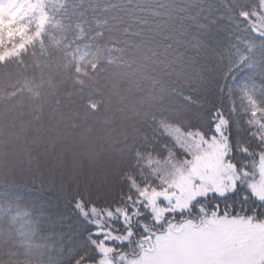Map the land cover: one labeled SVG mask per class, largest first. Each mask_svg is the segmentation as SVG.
I'll list each match as a JSON object with an SVG mask.
<instances>
[{
	"label": "snow or ice",
	"instance_id": "obj_1",
	"mask_svg": "<svg viewBox=\"0 0 264 264\" xmlns=\"http://www.w3.org/2000/svg\"><path fill=\"white\" fill-rule=\"evenodd\" d=\"M0 264H264V0H0Z\"/></svg>",
	"mask_w": 264,
	"mask_h": 264
},
{
	"label": "trees",
	"instance_id": "obj_2",
	"mask_svg": "<svg viewBox=\"0 0 264 264\" xmlns=\"http://www.w3.org/2000/svg\"><path fill=\"white\" fill-rule=\"evenodd\" d=\"M32 195L38 196V195H40V194H39V193H35V192H33Z\"/></svg>",
	"mask_w": 264,
	"mask_h": 264
}]
</instances>
